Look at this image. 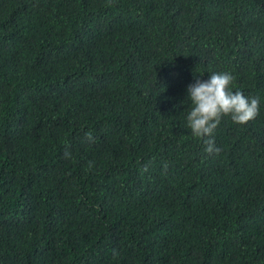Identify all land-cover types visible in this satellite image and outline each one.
<instances>
[{
	"label": "trees",
	"instance_id": "trees-1",
	"mask_svg": "<svg viewBox=\"0 0 264 264\" xmlns=\"http://www.w3.org/2000/svg\"><path fill=\"white\" fill-rule=\"evenodd\" d=\"M0 264H264V0H0Z\"/></svg>",
	"mask_w": 264,
	"mask_h": 264
},
{
	"label": "clouds",
	"instance_id": "clouds-1",
	"mask_svg": "<svg viewBox=\"0 0 264 264\" xmlns=\"http://www.w3.org/2000/svg\"><path fill=\"white\" fill-rule=\"evenodd\" d=\"M205 78L196 79L195 83L188 85L192 107L186 117L187 127L194 137L203 140L208 154H218L221 149L215 145L213 133L221 118L230 116L234 123L246 124L259 114L260 100L259 97H246L242 91L233 92L230 85L235 77L230 72L206 73ZM85 135L89 141L93 140L91 132ZM64 155L69 158L71 153L66 151ZM91 166L92 162H89ZM143 171H147V166Z\"/></svg>",
	"mask_w": 264,
	"mask_h": 264
}]
</instances>
